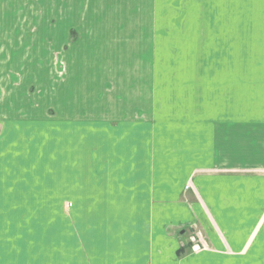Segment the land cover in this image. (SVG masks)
<instances>
[{
	"label": "crops",
	"instance_id": "crops-1",
	"mask_svg": "<svg viewBox=\"0 0 264 264\" xmlns=\"http://www.w3.org/2000/svg\"><path fill=\"white\" fill-rule=\"evenodd\" d=\"M0 13L57 51L55 119L0 124V264H264V0Z\"/></svg>",
	"mask_w": 264,
	"mask_h": 264
},
{
	"label": "rangeland",
	"instance_id": "rangeland-1",
	"mask_svg": "<svg viewBox=\"0 0 264 264\" xmlns=\"http://www.w3.org/2000/svg\"><path fill=\"white\" fill-rule=\"evenodd\" d=\"M20 13H0V37L1 41L9 40L8 35H16L9 30L13 26L8 25L12 17ZM12 16V17H10ZM38 13H31L32 26H36L42 20ZM51 17H48V20ZM53 23L54 21L51 20ZM7 26V27H6ZM39 26V25H38ZM37 37V35H36ZM12 42V40H9ZM35 41V40H34ZM32 48L25 49H0V124L10 119H37L45 112L40 106L46 107L49 119H55L54 95L56 84V53L54 49H38L37 44L30 43ZM170 53V51H168ZM146 57V56H145ZM162 53L155 65L150 63L141 65L144 73L162 71ZM150 64V65H149ZM178 65L172 64V68ZM43 93V94H42ZM47 99L49 105L45 100ZM48 109V110H47Z\"/></svg>",
	"mask_w": 264,
	"mask_h": 264
},
{
	"label": "built area",
	"instance_id": "built-area-1",
	"mask_svg": "<svg viewBox=\"0 0 264 264\" xmlns=\"http://www.w3.org/2000/svg\"><path fill=\"white\" fill-rule=\"evenodd\" d=\"M198 236V235H197ZM191 242L192 243H195L196 241H195V239L193 238L192 240H191ZM199 249V247L197 246V245H195L194 247H193V250H198Z\"/></svg>",
	"mask_w": 264,
	"mask_h": 264
}]
</instances>
